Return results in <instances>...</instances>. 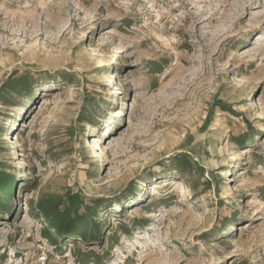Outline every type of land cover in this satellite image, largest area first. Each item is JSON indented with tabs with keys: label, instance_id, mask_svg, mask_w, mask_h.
<instances>
[{
	"label": "rangeland",
	"instance_id": "obj_1",
	"mask_svg": "<svg viewBox=\"0 0 264 264\" xmlns=\"http://www.w3.org/2000/svg\"><path fill=\"white\" fill-rule=\"evenodd\" d=\"M0 264H264V0H0Z\"/></svg>",
	"mask_w": 264,
	"mask_h": 264
},
{
	"label": "bare ground",
	"instance_id": "obj_2",
	"mask_svg": "<svg viewBox=\"0 0 264 264\" xmlns=\"http://www.w3.org/2000/svg\"><path fill=\"white\" fill-rule=\"evenodd\" d=\"M18 139H19V137L16 136L15 141L17 142ZM96 148H97V147H96ZM98 148H99V147H98ZM109 179H110V178H109ZM109 179L106 180V183H108ZM164 182H165V181H164ZM162 183H163V182H162ZM108 184H109V183H108ZM160 184H161V183L157 184L156 188L153 190V192H152V197H153V198H155V197H156V198H157V197H160V196H159V195H160L159 189L162 188V187H164L165 185H167V182H165L162 186H160ZM171 186H178V187H180V186H182V183L177 182V181H174V182L171 183ZM136 208H138V209H136ZM140 209H141V208H139V207L131 208V209H130L131 214H135V213L137 212V210H140ZM246 225H247V223H246ZM248 228H249V226H248L246 229H248Z\"/></svg>",
	"mask_w": 264,
	"mask_h": 264
}]
</instances>
